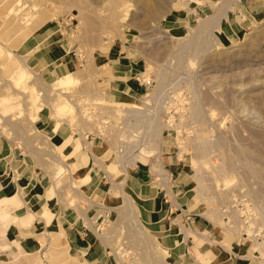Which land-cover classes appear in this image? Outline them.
<instances>
[{"label": "rangeland", "instance_id": "obj_1", "mask_svg": "<svg viewBox=\"0 0 264 264\" xmlns=\"http://www.w3.org/2000/svg\"><path fill=\"white\" fill-rule=\"evenodd\" d=\"M20 1L2 0L0 6V135L46 157L55 170L54 191L76 192L70 186L75 174L69 166L56 174L63 154L36 130L40 110L58 119L63 115L62 121L78 140L82 129L84 135L104 137L112 150L119 142L120 122L136 110L139 114L131 120L134 126L153 125L151 151H162L164 144L180 146L195 206L207 219L230 229L222 211L234 197H245L250 204L264 203V16L241 33L228 34L212 11L226 3L233 8L239 0H24L21 9L12 11ZM259 2L264 4V0ZM16 11L23 18L20 21ZM48 25L60 29L78 60L74 71L78 82L60 92L49 89L54 81L45 80L19 50L27 38ZM125 41L142 58L149 83L147 91L131 102L142 108L106 100L93 69L99 46ZM19 59L40 76L41 84L30 82L29 76L30 88L17 85L19 73L13 64ZM65 98L73 103V111L65 103L62 112L56 113V101ZM122 108L132 109L126 113ZM101 117L109 119L110 125L100 122ZM123 174L118 168L113 178L117 184ZM75 199L72 194L68 197ZM133 201L138 207L136 198ZM19 203L15 196L9 204ZM9 204L0 212L2 221L11 218ZM121 204L120 197L108 204L109 209L99 211L98 220L100 233L118 262L173 264L143 225L139 208L135 224ZM18 221L14 218L16 225ZM230 231L236 233L238 228ZM51 237L37 252L36 264L64 263L59 256L66 253L54 247L57 241ZM14 258L0 256V264H26Z\"/></svg>", "mask_w": 264, "mask_h": 264}, {"label": "crops", "instance_id": "obj_2", "mask_svg": "<svg viewBox=\"0 0 264 264\" xmlns=\"http://www.w3.org/2000/svg\"><path fill=\"white\" fill-rule=\"evenodd\" d=\"M235 2L233 8L232 3H226L212 11L221 30L228 34L241 33L264 16V4L259 0ZM59 31L56 25H48L25 38L19 48L29 58L28 63L52 82L74 72L78 64ZM20 62L29 70L23 60ZM143 68L142 58L127 41L101 45L94 53L98 84L111 102L131 103L147 91ZM31 77L41 84L40 76L32 72ZM4 107L10 108L9 104ZM40 111L36 130L63 154L80 188L76 192L68 188L54 191L55 170L46 157L0 135V197L16 194L20 202L7 205L11 218L0 220L1 259L16 260L19 256L26 262V255L40 252L51 232L61 231L72 264H120L100 233L98 220L99 211L122 199L120 191L124 190L136 198L143 225L173 264H264L259 245L197 211L188 164L175 144H164L158 157L131 166L118 185L113 179L118 167L112 158V145L104 137L84 135L80 129L78 140L66 122L51 112ZM114 187L119 188V194H114ZM71 194L75 201L68 200Z\"/></svg>", "mask_w": 264, "mask_h": 264}, {"label": "built area", "instance_id": "obj_3", "mask_svg": "<svg viewBox=\"0 0 264 264\" xmlns=\"http://www.w3.org/2000/svg\"><path fill=\"white\" fill-rule=\"evenodd\" d=\"M144 81L145 76L142 75ZM147 82V81H146ZM142 108V107H141ZM125 116L124 121L120 122V137L117 146L114 147L113 155L118 162L129 169L131 166L141 162L139 154L144 155L147 159L156 158L161 151L154 153L152 150L153 142L151 134L154 131L153 125L134 126L132 119L139 113L134 110ZM140 112V110H139ZM106 126L111 121L105 118L102 121ZM104 125V127H105ZM178 150L181 151L180 146ZM152 153V154H150ZM157 154V155H156ZM247 198L236 196L229 204L223 208L224 218L227 225L231 228H238L236 232L243 239L258 243L261 250H264V203L250 204ZM236 215V218L234 217ZM231 216H233L231 218Z\"/></svg>", "mask_w": 264, "mask_h": 264}, {"label": "bare ground", "instance_id": "obj_4", "mask_svg": "<svg viewBox=\"0 0 264 264\" xmlns=\"http://www.w3.org/2000/svg\"><path fill=\"white\" fill-rule=\"evenodd\" d=\"M13 2V1H12ZM19 2V1H18ZM24 0H21L20 1V3L18 4V8H16V7H13L12 8V11H14V10H17V9H21L22 8V6H23V4H24ZM16 3V2H15ZM11 5V4H10ZM14 6V5H13ZM15 8V9H14ZM11 9V8H10ZM37 10V9H36ZM12 14V13H11ZM15 15H17V17H18V19H19V21L21 20V19H23V18H21V17H19V12H17L16 11V13H14ZM24 14V13H23ZM25 15V14H24ZM26 16V15H25ZM21 18V19H20ZM38 19H39V17H38ZM32 21V20H31ZM30 21V22H31ZM35 21V20H34ZM28 34V33H27ZM24 40V39H23ZM9 50H10V48H8ZM8 50V51H9ZM10 51H12V50H10ZM9 51V52H10ZM8 52V53H9ZM13 52V51H12ZM11 53V52H10ZM12 54V53H11ZM14 54V53H13ZM12 54V55H13ZM9 55V54H8ZM14 63V62H13ZM12 63V64H13ZM23 63H21V62H18V63H14L13 64V66L15 67V72H18L19 73V76L15 79L16 80V83H17V85H22V86H24L25 88H30L31 87V83L29 84V81L27 82V79L29 78V76H31V73H30V71L29 70H27L23 65H22ZM30 82H33V80L32 81H30ZM72 82H78V79H77V75L75 74V72H69V73H67V74H65L64 76H62L61 78H58L56 81H54V83H52V84H50L49 85V89H51V91H55V92H60L62 89H65L66 87H68ZM6 99H8L7 97H5ZM2 100V101H7V100ZM10 99V98H9ZM8 99V100H9ZM57 102V104H56V108H55V111H56V113H59V112H62V107H63V104H65V105H67V107H68V111H73V109H74V105H73V103L68 99V98H65V99H63L61 102H58V101H56ZM55 102V103H56ZM117 102H119V101H117ZM122 103V102H121ZM127 105H129V106H126V107H134V108H141L142 106L140 105V107H139V105L137 106V104H135V103H127ZM10 106V105H9ZM125 108H122V110L124 111V112H128V111H130L132 108H126L125 110H124ZM60 114V113H59ZM63 116V115H62ZM62 116H60V118H59V120L60 121H62V120H65ZM105 119L104 118H102L101 117V120H100V122H102V121H104ZM59 125V124H58ZM150 154H152V153H150ZM140 155H142V154H139L138 156H140ZM113 159H114V162H115V165H116V167H118L120 170H122L123 172H128V169H127V167L126 166H123V165H121L119 162H118V160L116 159V156L115 155H113ZM59 162L61 163L60 165H59V167H58V169H57V171H56V174H58L62 169H66L67 170V167H68V165L63 161V159H59ZM10 168V167H9ZM59 180H60V178H59ZM75 180H74V178H72L71 180H70V186H71V188L72 189H75L76 191H78V186H77V184L74 182ZM61 185V184H60ZM116 185V184H115ZM119 185V184H118ZM122 185V184H121ZM123 186V185H122ZM115 188V187H114ZM116 189V188H115ZM117 189H119L118 187H117ZM116 189V191H118ZM123 189V188H122ZM75 192V191H74ZM120 192H122V196H123V198H122V201H123V204H121V206H123V208L128 212V215L130 214V217H131V219H132V222L134 221L135 222V224H138L139 222L137 221V217H138V208H137V206H136V204L134 203V199L132 198V196L130 195V194H128L127 192H125L124 190H122V191H120ZM16 195V194H15ZM15 195H13V194H10V195H8V196H5V197H0V212H1V210H3V209H5L4 208V205H6V204H9V203H11L13 200H14V198H15ZM77 195V194H76ZM79 195V194H78ZM79 197H80V195H79ZM83 199V198H82ZM86 201V200H85ZM90 203V202H89ZM78 204V203H77ZM82 207V206H81ZM89 208V207H88ZM82 209V208H81ZM8 212V211H7ZM9 214H10V212H8ZM7 213V214H8ZM8 214V215H9ZM49 221V220H48ZM136 221H137V223H136ZM139 226V225H138ZM142 229V228H141ZM143 234H145L144 232L145 231H141ZM51 234V239L53 240H56L57 241V245H55L54 243H53V245H54V247L55 248H57L58 249V251H60V252H62V251H65V253L66 254H61L59 257H63L62 259H59L60 261H62V262H64V263H66V264H72L70 261H69V254H68V252H67V247H66V241H65V238H64V236L61 234V231H60V233L59 232H51L50 233ZM52 244V243H51ZM257 245H259L258 243H257ZM52 245H50V247H51ZM54 247H51V248H54ZM262 251L264 252V250L262 249ZM36 254L37 253H30V254H28V255H26V256H28L27 257V259L29 260V261H33V263L32 264H34L35 262H36V260L38 259V258H36L35 256H36ZM22 256V255H21ZM20 256V257H21ZM65 256V257H64ZM19 257V256H18ZM18 257H17V259H18ZM38 257V256H37ZM19 260V259H18ZM158 259H156V261H157ZM159 262H160V260H158ZM13 262V261H12ZM58 262V261H57ZM24 263H26V264H28L27 262H24ZM63 263V264H64Z\"/></svg>", "mask_w": 264, "mask_h": 264}]
</instances>
